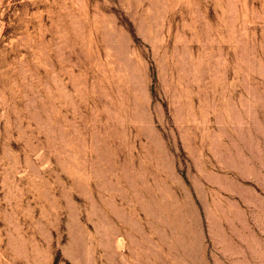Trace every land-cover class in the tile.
<instances>
[{
	"label": "rangeland",
	"instance_id": "rangeland-1",
	"mask_svg": "<svg viewBox=\"0 0 264 264\" xmlns=\"http://www.w3.org/2000/svg\"><path fill=\"white\" fill-rule=\"evenodd\" d=\"M0 264H264V0H0Z\"/></svg>",
	"mask_w": 264,
	"mask_h": 264
}]
</instances>
